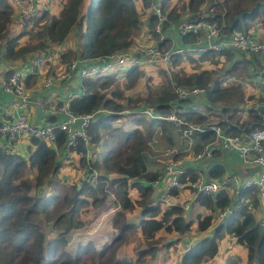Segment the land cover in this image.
<instances>
[{"label":"trees","instance_id":"trees-1","mask_svg":"<svg viewBox=\"0 0 264 264\" xmlns=\"http://www.w3.org/2000/svg\"><path fill=\"white\" fill-rule=\"evenodd\" d=\"M161 1L163 8L167 9L171 0ZM204 1L187 0L182 9L190 11L188 17L193 19L204 14L209 19L218 20L227 35L234 30L250 32L252 22L264 16V0H216L208 7L207 14L201 7ZM148 4L149 0H67L58 14H50L49 10L40 11L19 27L17 34L9 35V23L17 19L14 17L16 6L7 0H0V55L8 60L26 59L30 53L69 41L71 47H65L60 53L64 62L77 56L92 58L129 49L145 27L154 32L155 15L149 14L147 22L143 18ZM167 11L175 19L184 16L175 5ZM24 35H28L29 39L22 43ZM194 39L192 34L184 36L185 41ZM167 43V40L159 41L160 46ZM236 49L223 48L186 58L176 55L170 61L175 71L169 83L159 87L147 84L146 92L138 95L135 94L146 78L142 70L147 66H131L125 69L122 76L120 72H108L84 78L82 84L86 90L72 100L73 110L84 113L104 108V111L97 112L88 127L89 143L80 140L71 151L81 155V164L84 165L92 145L103 148L100 156L90 155L88 160L91 169L96 167L100 171L94 181L85 178L68 182L61 177L63 161L59 159L55 146L66 149L64 130H57L55 146L38 136L31 137L33 148L28 156L9 148H0V264H88L82 261V251L92 252V264H144L148 256L153 255L154 258L159 250L158 235L161 230L186 233L195 221L200 232L212 228L220 211L238 197H232L226 188L210 194L200 193L191 205L198 202L206 208V212L198 211L196 217L189 215L190 209H185L182 203L164 206L160 193L151 185L163 175L164 167H151L159 160L150 162L149 153L155 145L150 141L154 137V142H159L161 136L172 147L177 128L165 118L152 117L138 109L152 106L156 113L167 114L177 107L190 120L204 122L209 113H215L221 118L239 122V105H236L244 99L241 86L222 85L214 67L200 69L205 61L212 66L220 65L222 56L227 61L231 60ZM182 58L195 62L192 71L174 69L175 63ZM241 61L236 60L227 72L240 70ZM183 85L206 88L202 94L206 100L205 110L197 106L201 103V95L188 99L178 97L176 88ZM190 99L192 105H187ZM233 103L235 105L232 106ZM250 115L246 123L254 127L262 125L260 114L250 109ZM127 116V122L132 121L134 126L123 124L121 118ZM220 123L231 133H241L245 127L243 124L235 126L226 120ZM194 139L193 147L199 150L213 136L197 132ZM218 151L200 163L212 160ZM202 167L204 165L188 168L181 179L185 182L189 178L197 179L198 170ZM30 169L34 170L32 174ZM209 170L212 178H222L227 172L221 162L215 163ZM41 187L46 188L45 194L38 193ZM255 189H245L243 194L258 206L260 199ZM178 192V189H172L169 194L177 195ZM155 193L157 196H154ZM116 204L120 207L117 208ZM83 208H97L96 217L90 219L86 226L81 217ZM254 209L242 206L214 226L210 234L200 237L188 247L181 257V264H203L219 252V243L230 235L246 250L239 256L243 264H264V225L257 220ZM107 215L109 220L112 215L110 223L116 229L97 248L96 244H100L98 239L107 234L105 230H99ZM43 220L53 223L48 225L42 223ZM136 233L139 234L138 241L129 245L136 250L137 254L133 257L127 249L121 251V246ZM74 235L80 237L78 245L72 248L69 241ZM172 241L162 246L168 249ZM74 249L77 250L72 253ZM239 260L232 263L237 264Z\"/></svg>","mask_w":264,"mask_h":264},{"label":"built area","instance_id":"built-area-1","mask_svg":"<svg viewBox=\"0 0 264 264\" xmlns=\"http://www.w3.org/2000/svg\"><path fill=\"white\" fill-rule=\"evenodd\" d=\"M52 3V0H16V10L18 8L19 18L26 24L38 12L50 9ZM150 9V14L156 17L153 33L158 37V43H147L143 48L136 50L122 49L95 56L92 57L94 61L86 58H73L66 63L64 68L48 75L44 80L43 86L49 88L57 82L71 81L75 76L84 79L86 77L100 76L108 72H121L131 66H149L157 63L168 64L176 55H183L186 58L187 56H199L203 53L218 51L223 48H241L264 53V37L261 38L241 30H234L227 35L223 33L222 25L218 20L209 19L204 14L194 19L188 16L179 17L173 25L166 27L169 21V14L163 8L162 1L150 0ZM203 13L205 12L203 11ZM188 34L195 35V39L185 41L184 36ZM162 40L171 42V45L168 48H163L159 44V41ZM36 63L40 64L41 60L39 58L36 59ZM28 69L29 66L15 68L10 77L3 81V89L17 94L22 100H26L29 95V90L25 83ZM263 77L264 65L257 69L251 80L259 84L262 82ZM219 78L224 86L237 82H242L246 85L251 83L242 73L229 74ZM81 87L84 93L86 87L83 84H81ZM205 91V87L198 85H183L176 88L180 99L200 96ZM78 96H81V92H73L61 102L59 106V110L63 114L61 121L36 124L28 115L20 113L9 121L0 122V134L7 138L5 148H13L22 136H38L55 146L57 130L61 129L66 132L67 136L64 153L66 157L70 158L72 153H74L71 148L75 147L80 140L89 143L88 127L95 114L104 111V108H99L96 111L75 112L72 108V100ZM41 106H43V103H41ZM250 109L262 116V125L245 131V127L249 128L252 125L246 123L251 116ZM138 111L152 117L165 118L171 121L180 135L191 141L197 132H210L213 139L203 143L200 150L192 152L194 160L213 156L217 150L224 149L237 152L247 171L260 166L259 170H255L258 171L257 173L246 178L241 177L237 173H229L220 179H207L204 171L200 169L198 170L199 177L197 179L191 180L189 178L185 182L181 179V175L187 169L182 166L181 161L176 156L177 149H169L163 155L165 157L172 155L173 158L166 161L163 175L152 181L153 187L160 190L162 200L171 203L169 193L172 189L181 190L184 187H188L196 197L200 193L210 194L222 188L228 189L234 185L246 189L256 188L260 204L264 208V97L247 99L246 102L239 105V122H232L227 117L222 119L235 126L245 125L241 133L228 132L220 123L221 120H207L204 122L190 120L182 115L177 107L167 114L156 113L152 106H145L138 109ZM150 143L152 142L150 141ZM55 147H57V151H60L61 148L59 146ZM99 174V169L90 168L86 179L94 181ZM242 191L240 190V192ZM184 204L186 207L189 205L188 202ZM242 206H248L250 210L251 208H258V206L253 204L249 196L241 193L235 201L220 211L218 216L224 219Z\"/></svg>","mask_w":264,"mask_h":264},{"label":"crops","instance_id":"crops-1","mask_svg":"<svg viewBox=\"0 0 264 264\" xmlns=\"http://www.w3.org/2000/svg\"><path fill=\"white\" fill-rule=\"evenodd\" d=\"M13 2L15 3V0H13ZM59 4H61V3L59 2ZM61 5H63V4H61ZM52 7H53V4H52L51 8L49 9V11L52 10ZM39 13L40 12H38L37 15ZM189 14H190V11L185 13L184 16H189ZM250 33L255 34L256 36L261 37V38L264 37V16L258 17L255 21L252 22ZM175 35H176V33H175ZM138 36L136 38V42L129 49L136 50L139 48H143L149 42V41H147L145 43H142V42L137 43V41L140 40L138 38ZM144 36L145 37H150V36L152 37V35L149 34L148 30H146V29L143 30L141 38H143ZM23 37L21 38L22 43L25 42L27 39H29V37L27 35H24ZM152 41H154V40H150V42H152ZM155 42L158 43V40L156 39ZM69 45H71V41H69L65 44H59V45L54 46V47L45 48L43 50L28 54L26 59L19 58V59L8 60L5 58H0V122L9 121V120L13 119L14 117H16L20 113H24V114L28 115L31 118V120L36 124H47L50 122L61 121L63 119V114L60 112L59 106H60L61 102L64 99H66L71 93L81 92V95L83 94V90L81 87V84L83 83V79L79 76H75L71 81L57 82L52 87H49V88L44 87L43 83H44L45 78L48 75H50L51 73L57 72L60 69L65 67L67 62H64L65 60L63 58H61L60 53L63 52L67 47H71ZM229 49H234V48H229ZM240 50H243L247 54H250L252 56V58H254L255 61H251V60L248 61V62H250L249 63L250 67L248 68V64L244 63V61L241 59V57L237 56L235 61L236 60H240V61L242 60L239 64L241 69L234 71V72H227V70H226L227 73L224 74V75H229V74H235V73H242L247 79H249L251 81V83L249 85H246L242 82L232 83V84L240 85L242 90H243L242 92H243L244 99L242 101H240L236 106L243 104L244 102H246L247 99L264 97V77H263L262 82L259 84L254 83L251 80L252 75H254L257 72V69L264 65V53H261L260 51L252 53L251 51H247V50L241 49V48H240ZM38 58L41 60L40 64L36 63V59H38ZM75 58L84 59L82 56H77ZM221 58L223 59V61L224 60L226 61L225 57L222 56ZM86 59H90L91 61H94L93 58H86ZM232 59L226 63V69L230 68L233 65V63L235 62L234 61L231 66H228L229 63L232 61ZM19 66H29V69H28L29 71H27L26 76H25L26 77V85H27L28 90H29V95H28V98L26 100H22V98L19 97L17 94L10 92V91H7V90L3 89V87H2L3 81H5L8 78L9 73ZM119 75H121V74H119ZM220 76L221 75H219V77ZM232 84H230V85H232ZM203 96L204 95H201L200 102L206 103V100L204 102ZM189 101L190 102L187 105H192V100L190 99ZM41 103H43V106H41ZM238 108H239V106H238ZM215 115H216L215 113H209L207 116V119L213 120V117ZM209 133L210 132H208V133L206 132L203 134H209ZM31 140H32L31 137L22 136L20 138V140L17 141L15 143L14 147L11 149L15 150V151H19V152L24 153V154L26 153L25 155L28 156L29 153L31 152V149L33 148ZM174 141H175V139H174ZM6 142H7L6 136H4L3 134H0V148H5ZM176 149H177L176 156L181 161L182 166H184L186 169H188V168L197 167V166L200 167L201 165H204V167H202V169H203L205 177L207 179H220V176L216 177V178H212L209 174V171H210L209 169L211 168V166H213L217 162H221L224 165V168L225 167L227 168V172H225V175H227L231 172V173H237L238 175H241V177L246 178L247 176L254 175L255 173L258 172V171L251 172L250 170L247 171V168L243 164L239 155L237 154V152H234V151H228V150L221 149L220 151L217 152V155H215V157L212 160L209 159L203 163H200V161L203 159L194 160L193 156H192V152H196L198 150H196V149L188 150L186 148H179V147ZM57 153L59 154V159H61L63 161V166L61 167V170L64 168L63 170L65 171V174L63 176H61L63 179H66L68 182L74 181V180L80 181L83 178L86 171H87V175H88L89 170L91 168V165L88 162V160H90V153L87 155L88 160L85 162V164L84 165L80 164L78 166H74L73 163L76 160H80V162L82 163V160L80 158L81 157L80 154L72 153L71 157L68 158V157H66V154L64 153L63 148L60 149V151H57ZM61 170H60V172H61ZM81 174H83V176H82V178H79L78 176ZM87 175H86V177H87ZM152 188H153V190L160 193V190L159 189L157 190L156 188H154L153 185H152ZM45 189L46 188L41 187V190L38 191V193L45 194ZM245 189L246 188H241L240 186L237 187L234 185L232 187L228 188V190L230 191V194L235 199L238 197L239 194H241V193L243 194V191ZM185 190L190 191V193H189V195H187L186 199H184L183 201L178 199L177 196L175 197V195H170V199H171L170 202L171 203L165 202L163 200L162 204L164 206H166V205L182 203L185 209L187 208V209H190V211H191V209L193 207V205H191L192 202L186 201V200H188V199H190V197H192L193 198L192 201H193L196 197L194 196L193 192L188 187H184L183 189L178 190L180 192V193L178 192V194H181L182 191L185 192ZM240 190H243V191L240 192ZM154 196H157V194L155 193ZM186 202L189 203L188 207H186L184 204ZM116 206H117V208L120 207L119 204H116ZM202 207H203V209H200L199 211L206 212V208L204 206H202ZM262 212L264 213V208L259 203L258 208L254 209V213L256 215V218H257V213H262ZM262 217H264V215ZM224 219H226V218H224ZM224 219L223 218L221 219L218 216L215 219V221H214L215 223L212 225L213 226L212 228H214V226L219 224ZM197 223L198 222L194 223L196 225L195 227H194V224L192 225V228H195V229L189 231L188 235L190 237H193V235H195V237L198 238V236L201 233H203V235L201 237L211 233L212 228H210L209 230H206L204 232L199 233L200 231L197 228ZM186 233H182L185 235L179 236V237L186 236ZM199 239L200 238H198L196 241H190V239H187L188 247H190V245H192L193 243H196ZM225 239L232 240L233 247H234L232 249H235V250L240 249L241 254H243L242 251L245 250V248L242 245H239L235 241V237L233 235H230V236H227L226 238H224L219 243L220 246L224 242ZM98 240H100V239H98ZM174 240H177V239H174ZM188 247H187V249H188ZM170 248H171V246L167 250H169ZM187 249L182 250V254L180 255V260H181L183 253ZM218 253H220V252H218ZM168 254H169V252L165 253V255H168ZM227 254L228 253H226L225 257L228 256ZM156 255H157V252H156ZM231 255H234V254H231ZM215 257H216V255L214 257L210 258L208 261L204 262L203 264L209 263L210 261L214 260ZM161 259H163V258H161ZM158 260H160V259H158ZM180 264H181V262H180Z\"/></svg>","mask_w":264,"mask_h":264},{"label":"rangeland","instance_id":"rangeland-1","mask_svg":"<svg viewBox=\"0 0 264 264\" xmlns=\"http://www.w3.org/2000/svg\"><path fill=\"white\" fill-rule=\"evenodd\" d=\"M7 1L10 4H14L15 5L13 0H7ZM65 1H67V0H52L53 7H52V10L50 11V14L51 13L58 14L60 12L62 6H63L61 4H64ZM186 1L187 0H171L170 2L167 3L166 8L169 9L170 7L175 5V6H177L178 10L181 11V9L186 5V4H184ZM213 1H216V0H205L204 1L203 5L201 7H202V9H203V11L205 13H207L208 7L210 5H212ZM59 2L61 4H59ZM136 2H139V0H136ZM167 9H165L166 12H168ZM187 12L188 11L186 9H182L181 15H185V13H187ZM18 13H19L18 12V8H17V10L14 9V17L17 18V20L13 19L9 23V29H8V30H10L9 35L17 34L19 32V27H21L24 24V22H22L20 20ZM150 13H151V9H150V0H149L148 7L146 8V11L143 13L144 14V17H143L144 18V22H147V16ZM178 18H179V16L176 19H178ZM176 19L169 16V21L167 22L166 27H170L171 25H173L175 23ZM145 29L148 30L146 27H145ZM148 32H149V34L152 35L153 38L151 36L150 37H145L144 36L143 38H141V36H142V33H141L138 36V38L140 40L137 41V43H140V42L145 43L147 41H149L148 43H152V42H155L156 39H158V37L153 32H151L149 30H148ZM150 40H154V41L150 42ZM170 45H171V43L169 42V43L163 45L162 47L163 48H168ZM235 51H236V55L232 59V61L229 63L228 66L232 65V63L235 61L237 56L241 57V59L244 61V63L248 64V68L250 67L249 66L250 62H248V61H250V60L251 61H255L254 58H252V56L250 54H247L245 51L240 50V48H237ZM0 58H3V56L0 55ZM227 62H229V61H227V60L225 61L224 60L220 65H217V66L213 65L212 66L209 61H205V62H203V64L200 67V69L211 68V67L213 68L214 67L215 70L217 71V74L221 75L223 77V76H225L224 74L227 73L226 72V70H227L226 69V63ZM175 64L176 65H175L174 69H176V71L182 70L183 72H190V71H192V69L194 67L193 65L195 64V62H191L190 63V62H188V58L187 59H183L182 58L179 62H177ZM124 71L125 70H122L120 72V74L123 75ZM142 71L144 72V75H146V78H144L143 83L139 86V90L136 92L135 95H138L139 93L143 94L144 92H146L145 88H147V84L151 85L152 87H159V86H163L165 84H168L169 80H170V77L173 75V72L175 70H173V68L171 67V62H169L168 64H164V63H157L156 65L155 64H151V65L147 66V68H143ZM141 102H143V100ZM141 102L139 104H141ZM204 102H205V100H204ZM233 105H235V103H233L232 106ZM197 106L199 108H202L203 110H205V108H203L204 107V103H198ZM213 107L215 108L216 106L213 104ZM121 119H122L123 124L126 127L134 126V123L132 121H128L127 122L128 116L126 118H121ZM218 119L222 120L223 118H221V116L219 117L217 115H215L213 117L214 121H217ZM147 122H148V120H147ZM142 126L145 127L146 125L143 124ZM173 137L175 139V145L176 146L174 145L172 147L170 145L166 144V143H168V140L166 138H161V136H159V142H154V137L151 139V142L155 143V145L152 146V148H151L152 152L149 153L150 162H153L154 159L159 160L155 164L151 165L152 168L155 169V168H157V166L165 167L166 161L173 158L172 155L167 156V157H165L163 155L169 149H174L175 147L176 148H178V147L179 148H186L188 150L194 149L193 145L195 144V139L194 140L192 139V141L189 140V139H184L177 130L174 131ZM163 139H165L166 142ZM157 143H159V145H157ZM101 151L103 153V148L102 147H98V145L94 144L91 147L90 155H91V157H93L95 155L96 156H100V152ZM80 164H81L80 160H76L73 163L74 166H78ZM63 169L60 172L61 176H63L65 174V171ZM30 170H31V172L29 171V173L32 174L34 172V170H32V169H30ZM86 175H87V171L84 174V176H83V174H81L78 177L82 178V176H83L82 179H84V178H86ZM40 190L41 189H39L38 191H40ZM189 193H190V191L185 190V192L182 191L181 194H177V195H175V197L177 196L178 199L183 201L184 199H186V197H187V195H189ZM192 199L193 198L190 197V199H188L186 201L192 202ZM193 203L194 204H193V207H192L189 215H191L192 217H196L197 212L200 209H203V207L198 202H193ZM96 209L97 208H83L81 210L82 211L81 217H82V219H84V222H85L84 226H86L89 223L90 219H93L94 217H96ZM203 212L204 211H202V213ZM263 215H264L263 212L262 213H257V220L264 225V217H262ZM111 216H110V220H109V215H107L105 217V221H104L103 225L100 226L102 229H99V230H101V231L105 230L107 232V234H104V235H102L100 237V244H96L97 248H100V246L102 245L101 242H103L104 240H106L107 238L112 236L113 233L115 232L114 230L116 228L110 223L111 222ZM42 223H47L48 225H51L53 223V221L43 220ZM195 226L196 225L194 224V227ZM45 228L48 231L47 225L45 226ZM83 229H85V228H83ZM193 229H195V228H191L190 230H193ZM164 231L165 230H161L159 235H158V237H159V244H158L159 250L157 251V255H155L156 257L153 258V255L148 256L149 258H148V260L144 261V264H153V263L154 264H180V255L182 254V250H185L188 247L187 239H190V241H196L198 238H200L203 235V233L199 232L201 234L198 236V238H196L195 235H193V237H190L188 235V233H189V231H188L186 233V236L179 237V236H183L185 234H182V233L176 232V231L168 232V233H167V231L166 232H164ZM79 237L74 235L70 239L69 244L72 245V248H74L76 245H78V238ZM138 239H139V234L138 233L134 234L130 239H128L127 241L124 242V244L121 246V251H123L124 249H127L132 254V256L135 257L136 254H137L136 250L131 249L129 245L131 243L137 242ZM174 239H177V240H174ZM169 240H173L172 241L173 244L171 245V248L169 250H167V249H165L162 246V244L168 242ZM224 242L223 243L225 245L222 243L221 246H220V251H219L220 253H217L215 259L210 261L207 264H233L232 261H234L236 259L239 260V256H240L241 250L240 249H236V250L232 249V248H234L232 240L225 239ZM76 250L77 249H74L72 251V253L76 252ZM166 252H169V254L165 255ZM226 253H228L227 257H225ZM231 254H234V255H231ZM81 255H82V261L83 262H87L88 264H92L93 259H92V252L91 251H82ZM161 258H163V259H161ZM158 259H160V260H158ZM237 264H243V263L239 260Z\"/></svg>","mask_w":264,"mask_h":264},{"label":"water","instance_id":"water-1","mask_svg":"<svg viewBox=\"0 0 264 264\" xmlns=\"http://www.w3.org/2000/svg\"><path fill=\"white\" fill-rule=\"evenodd\" d=\"M254 127V125L252 124L249 128L248 127H245V131L247 130V129H251V128H253ZM260 169V166H256V167H254V168H251V172H253V171H255V170H259Z\"/></svg>","mask_w":264,"mask_h":264},{"label":"clouds","instance_id":"clouds-1","mask_svg":"<svg viewBox=\"0 0 264 264\" xmlns=\"http://www.w3.org/2000/svg\"><path fill=\"white\" fill-rule=\"evenodd\" d=\"M53 4V3H52ZM15 6H16V1H15ZM49 10V9H48Z\"/></svg>","mask_w":264,"mask_h":264}]
</instances>
